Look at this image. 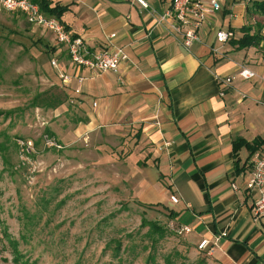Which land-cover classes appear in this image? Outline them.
<instances>
[{
  "label": "crops",
  "instance_id": "crops-1",
  "mask_svg": "<svg viewBox=\"0 0 264 264\" xmlns=\"http://www.w3.org/2000/svg\"><path fill=\"white\" fill-rule=\"evenodd\" d=\"M50 1L69 5L64 26L88 49L113 45L128 57L117 73L76 68L47 31L62 68L86 77L79 94L59 82L63 102L51 112L73 135L62 148L96 129L121 138L116 148L137 155L132 168L141 172L135 185L148 187L144 200L155 197L171 211V222L191 228L189 247L208 239L215 264H264V222L253 221L257 195L244 186L250 150L243 142L235 146L264 137V20L257 18L256 30L245 10L249 0H218L221 9L188 49L160 20L170 0H144L146 7L134 0ZM245 27L262 38L257 45L238 48L233 41L221 47L222 56L211 51L219 46L216 30L231 29L238 39ZM239 66L256 77L240 78ZM218 76L231 77L230 85ZM171 194L178 203L169 201Z\"/></svg>",
  "mask_w": 264,
  "mask_h": 264
},
{
  "label": "rangeland",
  "instance_id": "rangeland-1",
  "mask_svg": "<svg viewBox=\"0 0 264 264\" xmlns=\"http://www.w3.org/2000/svg\"><path fill=\"white\" fill-rule=\"evenodd\" d=\"M253 15L257 30L264 14ZM50 35L0 7V264L16 257L33 264H215L186 244L155 197L144 200L148 187L135 185L141 172L132 168L137 155L116 148L121 138L96 129L62 148L70 128L41 106L61 90L49 65ZM22 140L33 142L32 166L22 163ZM142 218L163 236L142 227Z\"/></svg>",
  "mask_w": 264,
  "mask_h": 264
},
{
  "label": "built area",
  "instance_id": "built-area-1",
  "mask_svg": "<svg viewBox=\"0 0 264 264\" xmlns=\"http://www.w3.org/2000/svg\"><path fill=\"white\" fill-rule=\"evenodd\" d=\"M146 7L144 0H134ZM0 7L6 11H19L26 16L28 23L35 27L42 28L53 34L54 41L65 48L70 64L76 68H86L91 72H114L117 73L121 64L128 61V57L121 47L108 46L100 51H91L80 37L72 36L64 25L56 18L43 14L39 6L30 0H0ZM221 9L218 0H170L169 7L160 16V20L168 21V30L185 49H188L194 42L200 41V33L205 26H210L212 16ZM114 36L113 34L110 37ZM235 34L231 29H218L215 31V40L219 44L211 51L215 55L222 56L221 47L234 38ZM49 65L56 72L60 83L65 88H71L74 94L81 92V85L86 77L75 75L62 68V62L58 54L49 58ZM237 75L250 80L256 77V73L245 66H239ZM217 80L225 87L229 86L232 79L229 76H218ZM75 84V85H74ZM225 90L219 92L223 96ZM49 146L54 144L49 141ZM20 157L22 163L32 166L29 154L33 146L30 140L20 141ZM34 165V164H33ZM34 167V166H33ZM244 186L249 192L257 196L251 207L253 221L264 222V149H258L251 155L249 172L244 175ZM234 188H236L233 185ZM169 201L172 204L179 202V198L171 194ZM191 231L188 226L178 227L176 232L185 236ZM210 241L202 239L197 248L211 255Z\"/></svg>",
  "mask_w": 264,
  "mask_h": 264
},
{
  "label": "trees",
  "instance_id": "trees-1",
  "mask_svg": "<svg viewBox=\"0 0 264 264\" xmlns=\"http://www.w3.org/2000/svg\"><path fill=\"white\" fill-rule=\"evenodd\" d=\"M30 1L37 4L39 6L40 11L43 14H45L46 16L56 18L59 22H61L64 25V22L62 21L61 18H62L63 13L68 10L69 5L61 4L60 2L53 3L50 0H30ZM245 10H246L247 15H252L253 13H256V12L264 14V1L249 0L248 4L246 5ZM64 27L66 30L68 29L67 26H64ZM260 40H262V38L257 33H251L250 34V27H245L241 37H239L238 39L234 37V38L230 39L229 42L235 41V44H237L238 48H244V47H248V46L257 45ZM263 43H264V41H263ZM45 46H47V44H45ZM50 50L53 51V53L55 52V48L53 46H51ZM40 97H42V96H40ZM42 102H44V103L41 106H43L45 109H54L55 107L60 105L63 101H62L60 94L49 93V96H47L45 98V100H42ZM9 117H12V115ZM241 142H243L244 145L247 146V148L250 150V155H252V153L254 151H256V150L262 148V146H264V137L263 138H255L250 143H247L244 140H237V141H235V146H238ZM4 146H5V144L0 143V150L3 149V151H1L3 153L2 154L3 157L5 155L4 149L6 148ZM4 162L5 163L7 162L6 158H4ZM239 170L240 169H238V171ZM168 212H169L168 216L170 217L171 211H168ZM141 226L142 227H148V230H150V232L157 233L160 237H162L164 232H165V230L162 227H160L155 221L147 220L146 218H142ZM120 246H121L120 243L116 242V246H115L116 253L114 254V256L119 251ZM152 260H153V254H150L147 261L150 262ZM15 261H16V262H14L15 264H33V263H29L27 260L20 262L19 257H16Z\"/></svg>",
  "mask_w": 264,
  "mask_h": 264
}]
</instances>
